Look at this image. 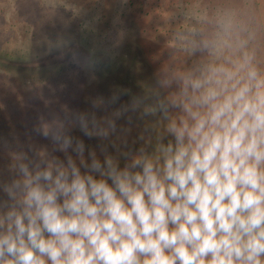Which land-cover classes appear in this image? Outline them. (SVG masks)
Masks as SVG:
<instances>
[{"label": "clouds", "instance_id": "1", "mask_svg": "<svg viewBox=\"0 0 264 264\" xmlns=\"http://www.w3.org/2000/svg\"><path fill=\"white\" fill-rule=\"evenodd\" d=\"M220 29L174 37L204 59L158 81L175 90L145 106L167 121L152 152L101 147L103 160L92 149L86 157L67 124L102 140L116 125L77 113L34 129L52 152L10 153L0 264H264V74L254 53L226 58L231 19Z\"/></svg>", "mask_w": 264, "mask_h": 264}, {"label": "rangeland", "instance_id": "2", "mask_svg": "<svg viewBox=\"0 0 264 264\" xmlns=\"http://www.w3.org/2000/svg\"><path fill=\"white\" fill-rule=\"evenodd\" d=\"M228 19L233 49L226 58L254 53L264 74V0H0V181L12 178L10 153L52 152L51 140L34 129L53 117L94 115L104 127L114 121L103 140L67 124L86 157L92 149L103 160L101 147L113 156L140 147L152 152L167 121L159 112L144 115L145 106L155 104L158 91L175 90L158 81L204 59L178 49L174 37L191 28L209 37Z\"/></svg>", "mask_w": 264, "mask_h": 264}]
</instances>
